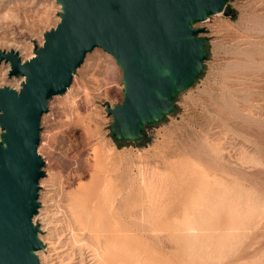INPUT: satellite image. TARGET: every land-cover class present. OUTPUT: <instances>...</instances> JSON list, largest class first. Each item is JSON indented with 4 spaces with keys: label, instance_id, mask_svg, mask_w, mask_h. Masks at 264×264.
<instances>
[{
    "label": "rangeland",
    "instance_id": "obj_1",
    "mask_svg": "<svg viewBox=\"0 0 264 264\" xmlns=\"http://www.w3.org/2000/svg\"><path fill=\"white\" fill-rule=\"evenodd\" d=\"M228 4L231 15L195 24L206 39L202 72L141 140L110 133L105 105L122 102L123 83L101 48L48 101L37 148L43 264H98L86 229L103 216L98 228L116 229L113 264H264V0ZM59 10L55 0H0V50L26 60ZM6 68L0 63V87L20 88ZM76 215L86 228L76 230Z\"/></svg>",
    "mask_w": 264,
    "mask_h": 264
},
{
    "label": "water",
    "instance_id": "obj_2",
    "mask_svg": "<svg viewBox=\"0 0 264 264\" xmlns=\"http://www.w3.org/2000/svg\"><path fill=\"white\" fill-rule=\"evenodd\" d=\"M55 1L59 21L33 46L32 57L0 50L8 77L23 78L18 90L0 87V264H40L44 244L33 221L44 176L40 119L48 101L66 92L85 55L101 48L120 67L122 102L105 105L110 133L139 141L145 125L170 114L178 93L202 72L206 39L195 24L233 13L230 0Z\"/></svg>",
    "mask_w": 264,
    "mask_h": 264
},
{
    "label": "bare ground",
    "instance_id": "obj_3",
    "mask_svg": "<svg viewBox=\"0 0 264 264\" xmlns=\"http://www.w3.org/2000/svg\"><path fill=\"white\" fill-rule=\"evenodd\" d=\"M41 45V44H40ZM39 45V46H40ZM20 46V45H19ZM18 51V50H17ZM23 52H24V50H23ZM24 53H26V52H24ZM33 56V52L29 55V57H27V59H29L30 57H32ZM23 57V56H22ZM26 59V60H27ZM6 69H9V65H8V68H6ZM8 72V71H7ZM3 75H4V72H3ZM3 78H4V76H3ZM19 79V78H18ZM22 81H23V78L21 77V79H20V81L18 82V84H21L22 83ZM16 83V82H15ZM16 85V84H15ZM14 85V86H15ZM19 86V85H18ZM15 87V89H18L19 87ZM12 88V87H11ZM39 152V151H38ZM46 170V169H45ZM144 174V173H143ZM45 184H47V183H45ZM41 185V184H40ZM43 186V185H42ZM85 192V191H84ZM91 193H92V191H91ZM87 193H85V195H86ZM84 195V196H85ZM107 195V194H106ZM88 197V196H87ZM86 197V198H87ZM92 197V196H91ZM41 199V198H40ZM96 199V198H95ZM45 200V199H44ZM90 200V199H89ZM79 203V202H78ZM87 203H88V201H87ZM74 205L76 206V204L74 203ZM81 205H82V203H81ZM89 205V204H88ZM114 205H115V202H113V201H111V203L108 205V207L110 208V212H109V215H108V218H106V219H108L109 221H110V219H111V211H112V209H113V207H114ZM94 206V205H93ZM79 207H82V206H79ZM79 207H78V212H80L79 211ZM74 208V207H73ZM75 210V209H74ZM91 211V210H90ZM98 211H100V210H98ZM97 211V212H98ZM38 212H39V214H40V209L38 210ZM93 212V211H92ZM96 212V211H95ZM94 212V213H95ZM101 212V211H100ZM100 212H98V213H100ZM74 213V212H73ZM38 214V215H39ZM76 214V213H75ZM82 214V213H81ZM84 215H85V213H83ZM88 216L91 214H88V213H86ZM38 215L36 216H34L33 217V221L35 222L36 221V218L38 217ZM93 216V215H92ZM40 217V216H39ZM81 217H82V215L80 216V215H76V217H75V223L79 226V228L77 227V229L76 228H74V227H72V231L74 232V234H76V232H75V229L76 230H79L80 229V227H84L85 226V224L84 223H86L85 221H83V218L81 219ZM87 217V216H86ZM110 217V218H109ZM44 218V217H43ZM92 217H91V215H90V219H91ZM88 220H90L89 218H87ZM103 219H104V216H103V218L102 219H99V218H95V226L94 227H90L91 229H86L87 231H88V236L87 237H92V238H94V242H91V246L93 247V251H94V253H95V255H96V257H97V259H98V264H113V262H114V259H113V257H114V254L113 253H115V249H116V246H115V244L113 243V237H112V235H113V233H115L116 232V229L113 227V225L112 224H110V223H108L107 225L105 224V223H107V220H106V222L104 223L105 225H106V228L105 229H100V228H98V227H100L101 226V223H102V221H103ZM127 219V218H126ZM44 220V219H43ZM92 220H93V218H92ZM91 221V220H90ZM89 221V222H90ZM125 223H122V225H121V227H119L120 228V231L121 232H123V238H122V243L120 244V246L123 244V247H126V245H127V239H128V235H127V232H128V221L126 220V221H124ZM93 223H94V220H93ZM86 224H88V223H86ZM130 224V223H129ZM74 225V224H73ZM92 225V224H91ZM103 225V224H102ZM45 226H46V224H45ZM88 226V225H87ZM89 226H90V224H89ZM93 226V225H92ZM102 227H104V225L102 226ZM84 228H86V227H84ZM44 229H45V227H44ZM81 229H83V228H81ZM84 230V229H83ZM85 230V231H86ZM41 231H43V228H40V231H39V233H38V237L40 238V240H41V242L43 243V244H45L46 242L44 241V239L42 238L43 236H41ZM117 231H118V229H117ZM51 232V231H50ZM77 233H78V231H77ZM82 233V232H81ZM79 234V233H78ZM114 236V235H113ZM47 237V236H46ZM81 237V236H80ZM79 237V238H80ZM89 238H88V240H89ZM85 240H86V238H85ZM87 240V241H88ZM90 241V240H89ZM115 242V241H114ZM85 243V242H84ZM90 246V247H91ZM90 249H92V248H90ZM42 251V250H41ZM41 251L39 250L38 252H37V255H38V258H40V254H41ZM93 253V252H92ZM43 256V255H42ZM41 256V258H43ZM93 258H94V256H93ZM42 261V260H41ZM40 261V262H41ZM40 264H43L42 262L40 263ZM115 264H116V262H115Z\"/></svg>",
    "mask_w": 264,
    "mask_h": 264
}]
</instances>
